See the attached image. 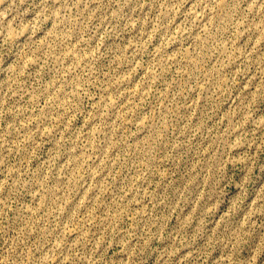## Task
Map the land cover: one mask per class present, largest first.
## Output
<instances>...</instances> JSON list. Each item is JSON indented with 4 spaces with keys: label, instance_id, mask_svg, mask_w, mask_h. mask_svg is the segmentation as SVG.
I'll return each mask as SVG.
<instances>
[{
    "label": "rangeland",
    "instance_id": "rangeland-1",
    "mask_svg": "<svg viewBox=\"0 0 264 264\" xmlns=\"http://www.w3.org/2000/svg\"><path fill=\"white\" fill-rule=\"evenodd\" d=\"M0 264H264V0H0Z\"/></svg>",
    "mask_w": 264,
    "mask_h": 264
}]
</instances>
